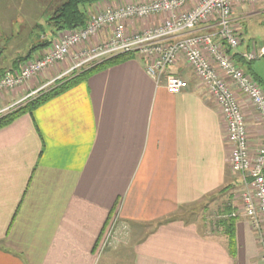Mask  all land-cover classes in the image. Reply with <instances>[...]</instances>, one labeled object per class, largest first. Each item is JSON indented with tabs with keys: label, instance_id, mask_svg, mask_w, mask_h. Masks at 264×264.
Instances as JSON below:
<instances>
[{
	"label": "crops",
	"instance_id": "0c3cea01",
	"mask_svg": "<svg viewBox=\"0 0 264 264\" xmlns=\"http://www.w3.org/2000/svg\"><path fill=\"white\" fill-rule=\"evenodd\" d=\"M148 1H100L88 8V17L97 9ZM260 15L261 3L233 10L239 44L246 23ZM163 19L130 20L126 30L141 32ZM216 31L208 22L191 33L210 34L225 48ZM62 32L67 31L52 30L51 40ZM110 35L104 30L97 40ZM0 48L5 47L0 43ZM47 48L35 50L29 58ZM235 49L227 48L234 63L249 66L252 61L244 55L254 54V49ZM259 55L264 56V45ZM18 58L8 72L18 70ZM67 64L0 93V116ZM144 68L142 58L130 54L0 128V264H109V254L101 248L115 225L125 227L135 240L130 264H260L263 248L246 220L234 219L230 230L218 221L207 230L188 218L226 197L218 207L224 217L227 204H234L243 187L230 168L219 108L182 57L158 84ZM241 71L264 83L249 67ZM168 75L184 79L187 87L169 93L163 82ZM235 93L254 153L263 127L250 103ZM176 215L180 219L157 225Z\"/></svg>",
	"mask_w": 264,
	"mask_h": 264
},
{
	"label": "built area",
	"instance_id": "2783aa9c",
	"mask_svg": "<svg viewBox=\"0 0 264 264\" xmlns=\"http://www.w3.org/2000/svg\"><path fill=\"white\" fill-rule=\"evenodd\" d=\"M255 3H261L264 9V0H150L97 9L83 28L59 33L43 54L28 58L18 70L2 75L0 93L13 91L55 66L68 63L60 75L14 104L22 102V106L24 101L63 76L127 53L141 57L145 73L158 84L166 70L182 57L220 110L226 126L225 139L230 147V168L240 176L243 185L240 207L236 209L231 204L229 217L249 223L263 248L260 264H264V90L227 54V48L235 49L239 44L234 33L233 10ZM156 16H165V19L141 32H127L128 21ZM208 22L215 24L216 36L225 48H221L210 34L191 33L199 24ZM104 30H110L111 35L97 40ZM259 56L248 53L244 59L253 61ZM163 82L171 94L187 87V82L177 76H165ZM235 92L250 103L263 127L260 145L254 153L249 149L245 115ZM112 240V231L109 230L102 248L110 245Z\"/></svg>",
	"mask_w": 264,
	"mask_h": 264
},
{
	"label": "rangeland",
	"instance_id": "374dc122",
	"mask_svg": "<svg viewBox=\"0 0 264 264\" xmlns=\"http://www.w3.org/2000/svg\"><path fill=\"white\" fill-rule=\"evenodd\" d=\"M61 1L62 0H0V43L5 47L0 50L1 53L5 51V54L3 53L4 57L0 59V73H9L8 71L13 67V60L25 55L30 47H33L34 45L37 46L44 40H51L52 28L47 24V17L54 10V7L58 6ZM246 24V33L242 34V42L236 49L242 51L245 50L246 45H249L254 49V52L259 55V49L264 45V15L251 19ZM28 34L29 36H27ZM236 66L241 70L247 71L249 67V71L257 72L261 75L264 81V56L253 60L249 66L247 64L238 63H236ZM81 70L83 69L75 72L73 71L53 84L47 85L41 91L24 101V105L37 98L39 95L50 91L52 88L59 85V83H62L64 79L69 78L70 76L73 77L75 73H80ZM61 73L62 72L57 73L55 76L60 75ZM49 81L50 79L47 80L46 83ZM46 83L40 85V87ZM21 103L18 105H14V103L9 110H7V107L3 110L1 116H5L20 108ZM241 191L242 189L240 190V193ZM240 193H237L236 197L233 199L234 204L231 201L232 205L236 206V209L240 207ZM225 198H218L215 202L209 205L208 209L205 210L203 214L201 212L197 215L194 214L192 217L197 223H199V225H204L208 228L207 230H211L213 225L217 224L216 222L225 219V216L223 217L222 213L218 210V207H221L222 202L226 200ZM197 211L198 210H196V212ZM115 226L116 227H114L115 229L112 232V242L110 245L101 248V250H103V253L107 251L109 254V259L111 261L109 264H130L132 255L131 247L134 239L132 236H129L130 232L125 227L121 228L118 225ZM144 233L145 231H143V234Z\"/></svg>",
	"mask_w": 264,
	"mask_h": 264
},
{
	"label": "trees",
	"instance_id": "16d2710c",
	"mask_svg": "<svg viewBox=\"0 0 264 264\" xmlns=\"http://www.w3.org/2000/svg\"><path fill=\"white\" fill-rule=\"evenodd\" d=\"M100 1L104 0H62L61 3L54 7V10L51 12V14L47 17V24L50 28H52L53 33L56 31H74L80 28H83L88 20V8L92 6L93 4H96ZM50 40L46 41L44 40L42 43L38 44L37 46H33L29 53L23 57L18 58L17 62L21 64L23 61L27 60L30 55L37 49L42 47H47L50 44ZM1 55V52H0ZM129 53L127 54H120L114 57H111L109 59H106L100 63H97L96 65L88 68L85 71H82L78 74H75L73 77L66 78L63 80L62 83H59L56 87L52 88L50 91L45 92L41 95H39L37 98L29 101L24 106H21L20 108L16 109L15 111L5 115L0 116V128L3 126H6L10 124L13 120H15L17 117L30 113L35 107L42 104L46 100L50 99L51 97L57 95L61 91L65 90L66 88L74 85L79 80H83L87 78L89 75L98 72L102 69L107 68L110 65L125 61L129 57ZM246 74V73H245ZM252 79L257 81L259 85L264 90V83L258 79L257 76L254 74L247 73ZM232 211V205L231 203L227 204V213H224L226 216L224 220H221L219 223L225 224V228L230 230L232 226V222L234 219L229 217V214ZM192 215V214H191ZM189 217H192V216ZM176 219H180V216H170L166 220L159 222L157 225L162 223H167ZM229 232V231H228ZM229 249L232 251L233 249V242L232 237L229 240Z\"/></svg>",
	"mask_w": 264,
	"mask_h": 264
}]
</instances>
